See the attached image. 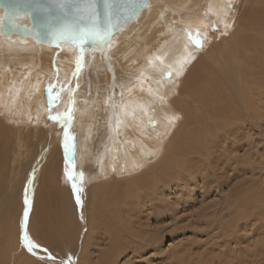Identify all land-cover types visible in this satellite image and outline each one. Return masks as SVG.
Here are the masks:
<instances>
[{"label": "bare ground", "instance_id": "1", "mask_svg": "<svg viewBox=\"0 0 264 264\" xmlns=\"http://www.w3.org/2000/svg\"><path fill=\"white\" fill-rule=\"evenodd\" d=\"M206 6L221 22L224 36L200 53L209 36L202 15ZM113 43L91 53L0 32V109L14 112L7 120L21 118L22 109L25 113L23 122H14L20 127L14 137L11 127L0 123V264H49L42 248H60L62 243L77 254L75 264H86L88 235L98 224L87 193L115 179L109 175L113 166L120 172L135 171L160 155L140 173L144 188L136 191L144 194L133 204L129 226L122 228L128 242H117L120 254L132 248L134 255L157 242L152 232H160V227L152 228L150 220L163 224V215L179 220L168 189H175L180 202L178 189L189 187L188 195L196 188L213 193L237 171L243 180L236 183H246V173L258 167L264 136L248 132L259 128L264 135V0H150L137 18L115 33ZM53 78L74 81L69 108L73 131L35 124L37 132H21L31 127L27 121L40 111L37 98L41 92L50 93ZM195 119L200 128L190 125ZM151 129L161 139H152ZM7 177L13 179L8 190ZM255 195L254 188L240 187L231 208L240 211L254 204ZM222 210L215 208L199 218L193 213L196 227L203 223L212 228L207 236L220 234L227 225ZM215 219L216 225L222 224L221 232H212L209 224ZM84 229L87 236L82 240ZM240 239L236 245L241 248L246 242ZM134 240L138 243L129 245ZM250 242L257 245L256 239ZM237 257L236 264L242 261Z\"/></svg>", "mask_w": 264, "mask_h": 264}, {"label": "rangeland", "instance_id": "2", "mask_svg": "<svg viewBox=\"0 0 264 264\" xmlns=\"http://www.w3.org/2000/svg\"><path fill=\"white\" fill-rule=\"evenodd\" d=\"M232 2L234 4L235 0H232ZM202 9V15L206 19V23L209 28V36L207 37V44H205V42H202V44L204 45L200 46L199 50L201 51L198 50V52L200 53L206 51L209 47V44L213 43V41L219 40L222 36H224L222 24L219 19L217 17H211V15L213 14L209 10L208 6ZM179 24L183 25V23ZM217 37L219 39H217ZM198 68L199 67L195 68L193 72H196ZM224 84L229 85V81H224ZM48 89L50 90V93H48V95L44 96L45 92H41V94L37 98V102H39L40 105V111H38L39 113H34L33 111L32 113L34 114H32V118L27 121V124L31 126L29 128L30 130L22 127L23 130L21 129V132H37L38 130L35 129L34 126L35 124L38 125V127L41 129L45 127H54V129L56 128V130H60V128L68 127L71 132L73 131L74 120H72L71 110L69 109L71 108L70 99H72V91L74 90L73 79L64 81L53 78ZM33 105H36L35 101L33 102ZM242 110H244V112H248V110L246 111V109ZM13 113V111L8 112L6 109H0V123L2 122V125L11 127L10 129L13 130V132L11 131V135H13H10V137H14L15 134H17L16 129L20 128L19 126H16L14 122L17 120L19 122H23L25 120V113H23V109L21 118L17 120L10 119L13 121L7 120L6 118L8 117V115L14 118ZM53 116L56 117V119L50 118ZM198 124L199 123L196 122L195 119L190 125L200 128ZM154 131L151 129V131L149 132V136H151L152 139L155 137L161 139V136H159ZM260 131L261 130L259 128H252L248 133H255L257 137L262 138V136L264 135L260 133ZM261 141L263 142V145L260 144L259 148L260 155L257 158L259 159V162L257 161L258 167L253 172L248 171L246 173V180L248 179L246 183H236L237 180H243L242 173L237 171L234 172V175L236 176L230 178L229 181H227L223 186H219L213 193H208V191L211 190L205 191L201 188H196V191L192 195H188L189 187L186 190L178 189V194L181 197L180 202H177V197H175L176 195L173 194L175 192V189H168L166 194L169 195V200H172L173 206H175L174 211H178L179 220H177V222L175 221L176 218L171 220L167 215H163V224L158 223L154 220H150V225L152 228L160 227V232H152V237L155 238L153 240L157 242H155L156 244H153V246L151 243V249L148 248L147 250H145V247H140L141 252L136 255L133 254L134 252H132V248H130L129 250L124 248L122 250L123 252L121 251L123 254H120L118 252L119 245L117 242L121 243L120 240H127L123 235L124 230L122 228L124 226H129L130 219L134 212L132 207L136 204L137 197L144 194L140 191H136V188H144V186L139 183L138 180V178L140 177V173L143 170H146L148 163H154L160 155L158 154V156L155 157L153 154H151L150 157L152 155L154 157L152 156L145 165L135 171L132 170L127 172L128 170H123L122 172H120L119 170L116 171L117 168L113 166V169L111 170L109 175H114L115 179H112L101 186L94 187L87 193L90 200L89 205H91L90 207L92 209V212L97 217L96 221L98 223L94 227V231L92 230L93 232L91 231V234L89 233L88 241L86 244L87 247L85 246L84 249L85 254H87L89 257L88 262L91 264H175V262L176 264H236L238 261L237 256L241 255L242 261H239L238 264H240L241 262L243 263V260H246L247 262H256V264H264V139L262 138ZM147 147L151 148L150 142L149 146ZM11 152L12 151L9 150L10 161H8V171H11L13 168ZM161 152L162 150L159 153ZM17 164L18 163H15L14 166H16ZM250 164L252 163H247V165ZM12 176L14 177L15 175L12 174ZM110 176L100 178V182L106 181ZM12 180H9L8 177L5 179L7 190V186H9ZM79 183L80 181L78 180V184ZM215 184H217L216 181L213 182V185ZM246 184H250V186H246ZM87 186L88 190L91 189V186ZM240 187L254 188L256 191V197L254 200H257V203L256 201L252 200L255 205H248L245 206V208H243L242 210L236 211L231 208V206L233 205L232 199L236 195V192H238ZM200 192H204L203 197H200ZM252 197L254 196L252 195L251 198ZM258 200L261 201L259 202ZM82 203L83 202L80 201V205L83 207ZM261 205L263 207H261ZM187 207L190 210L184 211ZM215 208L223 209L221 213V220H223V222H227V225L226 230H222L221 232L219 229H223V227L221 226L222 224L216 225L215 223H217L218 221L217 219H215L209 225L214 228L212 232L217 233L220 231L221 233L210 237L207 236L210 234V231L208 229L212 228L205 227L203 223L202 225L204 227H202V225L200 227H196L198 225H195L193 217L195 216L199 218L205 212H208L209 214ZM193 213H195L194 216H192ZM188 215L190 218H192L191 220ZM218 217H220V215ZM54 222L55 219H52L51 223L53 224ZM178 225H182L183 228H178ZM197 229H199V231ZM205 229H207L208 231L201 232ZM86 232L87 229H84V232L81 235L82 240L84 239ZM57 238L53 239L54 242L57 241ZM65 238L66 236L64 235L62 240H65ZM240 238H244V242H246L241 245V248L237 246L238 244L236 245V241L241 240ZM249 238L256 239L257 245L253 246ZM58 239L60 240V238ZM232 241L234 243H232ZM129 242H131L129 245L138 243L137 240ZM62 244L64 246L60 248L52 247L49 250H45L42 248V253L45 254L46 258L49 261V264H75L74 261L77 258V254L75 255V252L68 247L67 243ZM57 245L58 244H56V246ZM115 251H117V253ZM257 257H260L259 259L261 262L259 261V259H257ZM189 258H191V260ZM88 262H86V264H89Z\"/></svg>", "mask_w": 264, "mask_h": 264}, {"label": "water", "instance_id": "3", "mask_svg": "<svg viewBox=\"0 0 264 264\" xmlns=\"http://www.w3.org/2000/svg\"><path fill=\"white\" fill-rule=\"evenodd\" d=\"M149 1L92 0L87 7L82 0H67V7L62 10L54 0H0V32L20 39L32 38L52 47L69 44L91 53L96 49L103 52L107 44L114 45L115 33L137 18ZM25 17L27 23L22 22ZM93 23L104 36L103 43L81 33L80 29Z\"/></svg>", "mask_w": 264, "mask_h": 264}, {"label": "snow or ice", "instance_id": "4", "mask_svg": "<svg viewBox=\"0 0 264 264\" xmlns=\"http://www.w3.org/2000/svg\"><path fill=\"white\" fill-rule=\"evenodd\" d=\"M54 2L56 3V6L59 7L60 9H62V10L65 7H67V0H54ZM82 2L85 3V5L87 7H90L91 3H92V0H82ZM80 31H81V33L83 35H87V36H91V37H95V38L99 39V41L101 43H103V41H104V36L96 31V25L94 23L91 24V26L89 28H87V29H83L82 28V29H80ZM50 118L51 119H56V117H54V116L50 117ZM73 187L75 188L76 186L73 185ZM77 190H79V189H77ZM77 200L79 201V197H77ZM25 202L27 203V201H25ZM25 216H27V213H25ZM28 247H29V250H31V245L30 244L28 245Z\"/></svg>", "mask_w": 264, "mask_h": 264}]
</instances>
